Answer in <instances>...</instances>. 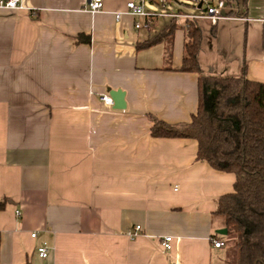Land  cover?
Returning <instances> with one entry per match:
<instances>
[{"label":"crops","instance_id":"obj_1","mask_svg":"<svg viewBox=\"0 0 264 264\" xmlns=\"http://www.w3.org/2000/svg\"><path fill=\"white\" fill-rule=\"evenodd\" d=\"M129 1L0 8V264H226L215 211L235 174L198 160L196 139L154 126L198 111L200 73L181 70L189 21L202 30L203 74L264 82V0H234L215 23H180L179 9L149 27ZM133 1L158 13L170 2ZM173 22L171 55L166 40L138 48ZM111 89L125 108L102 101Z\"/></svg>","mask_w":264,"mask_h":264},{"label":"trees","instance_id":"obj_2","mask_svg":"<svg viewBox=\"0 0 264 264\" xmlns=\"http://www.w3.org/2000/svg\"><path fill=\"white\" fill-rule=\"evenodd\" d=\"M178 26L171 23L156 39L139 42L138 48L166 40L171 55ZM185 28L181 70L200 73L198 111L188 123L158 121L154 133L196 139L198 160L235 174L234 191L218 199L215 211L232 237L226 264H264V82L203 74L198 60L202 30L194 20Z\"/></svg>","mask_w":264,"mask_h":264},{"label":"built area","instance_id":"obj_3","mask_svg":"<svg viewBox=\"0 0 264 264\" xmlns=\"http://www.w3.org/2000/svg\"><path fill=\"white\" fill-rule=\"evenodd\" d=\"M155 1H159L163 5H165L168 2V0H155ZM103 5H104V0H87L85 7L89 9L90 11L95 12V11L101 10ZM22 6H23V0H0V8H7V9L15 10V9H20ZM226 6H227L226 0H219L217 6L209 5L205 13H203L200 16L207 17L211 19L213 23H215L220 18L222 11L226 8ZM127 9L129 13H132L134 15L145 16L148 20L145 26H148V27L150 26L152 22V18L155 15H162V14L177 15V13L168 12L167 10H163V12H160V13L153 12V11H147L143 2H137L133 0L127 3ZM121 15H122L121 12L117 13L116 18L120 19ZM140 26H141V23H136V27L139 28ZM101 99L108 105L114 104L113 98L108 93L101 95ZM141 231H142L141 225H137L135 227V230L130 232L129 236L133 238L137 236L138 234H140ZM32 236L35 237L36 233L35 232L32 233ZM172 241H173V237L171 235H166L163 237L162 245L164 246L165 249H168V250L172 249L173 247ZM213 242H214L215 247H223L225 245V242L220 239H213ZM37 250H38V254L40 257L46 258L48 256L49 249L46 244L40 245Z\"/></svg>","mask_w":264,"mask_h":264},{"label":"rangeland","instance_id":"obj_4","mask_svg":"<svg viewBox=\"0 0 264 264\" xmlns=\"http://www.w3.org/2000/svg\"><path fill=\"white\" fill-rule=\"evenodd\" d=\"M201 1H202V6H201V8H199L198 5ZM229 1H231V3L226 6L227 10H230L232 8V6L235 4L234 0H229ZM218 2H219V0H170L167 7L160 6V9H162V11L163 10H167V11L169 10V12L178 11L179 9H181L183 11V16H181L179 19L180 23L184 22L185 15H190L191 18L195 17L199 22L202 23L203 19H201V18H203V17H201L200 15L205 13V11L209 5L217 6ZM155 7L159 8L158 5H156ZM170 17L171 16L166 17V18H161L160 22L164 21L166 23L169 21V19H171ZM220 237L226 238V240L228 241V246L225 248L226 254H227V251L232 249V246H233L232 237L228 234L220 235Z\"/></svg>","mask_w":264,"mask_h":264},{"label":"water","instance_id":"obj_5","mask_svg":"<svg viewBox=\"0 0 264 264\" xmlns=\"http://www.w3.org/2000/svg\"><path fill=\"white\" fill-rule=\"evenodd\" d=\"M201 6H202V1L199 3L198 7L201 8ZM223 14L225 13L223 12ZM109 94L113 98L114 108L123 109L126 107L125 92L122 89H111L109 91ZM217 231L222 235H226L228 233L227 228H221L218 229Z\"/></svg>","mask_w":264,"mask_h":264}]
</instances>
